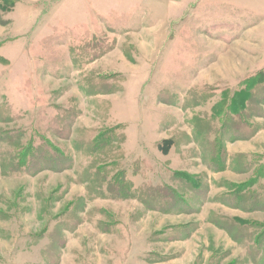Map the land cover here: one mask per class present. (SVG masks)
<instances>
[{
    "label": "rangeland",
    "instance_id": "374dc122",
    "mask_svg": "<svg viewBox=\"0 0 264 264\" xmlns=\"http://www.w3.org/2000/svg\"><path fill=\"white\" fill-rule=\"evenodd\" d=\"M260 83L264 0H0V264H264Z\"/></svg>",
    "mask_w": 264,
    "mask_h": 264
},
{
    "label": "trees",
    "instance_id": "16d2710c",
    "mask_svg": "<svg viewBox=\"0 0 264 264\" xmlns=\"http://www.w3.org/2000/svg\"><path fill=\"white\" fill-rule=\"evenodd\" d=\"M264 84H257L256 86H255V90L257 91V92H259V93H261V92H263V94H264V90L263 91H261L260 89H264ZM246 99V98H245ZM244 99V100H245ZM244 100H243V102H244ZM213 147V145H211L210 146V148H212ZM211 150V149H210ZM35 151H37L36 149H35ZM39 151V150H38ZM19 162L20 163H22L23 161L21 160V159H19ZM119 187V186H118ZM121 189V188H120ZM238 196V199H239V203H241V204H245V205H249V206H251L252 204H254V203H256V201H257V199L256 198H254V197H250V196H241V198L239 197V195H237Z\"/></svg>",
    "mask_w": 264,
    "mask_h": 264
}]
</instances>
